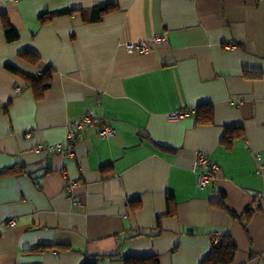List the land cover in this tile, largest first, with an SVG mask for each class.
<instances>
[{
	"label": "crops",
	"instance_id": "1",
	"mask_svg": "<svg viewBox=\"0 0 264 264\" xmlns=\"http://www.w3.org/2000/svg\"><path fill=\"white\" fill-rule=\"evenodd\" d=\"M103 5L116 11L83 21ZM157 35L145 54L125 48ZM47 69L37 97L29 80ZM202 104L212 125H195ZM84 115L92 121L76 133ZM225 127L242 131L229 151ZM71 132L63 153L37 151ZM199 153L217 166L205 188ZM9 169L19 173L0 176V264H201L226 235L233 264H264V0H0Z\"/></svg>",
	"mask_w": 264,
	"mask_h": 264
},
{
	"label": "trees",
	"instance_id": "2",
	"mask_svg": "<svg viewBox=\"0 0 264 264\" xmlns=\"http://www.w3.org/2000/svg\"><path fill=\"white\" fill-rule=\"evenodd\" d=\"M116 11V7L112 5H103L86 10L80 11L83 21L85 23H98L103 17L107 14ZM70 13L69 10L61 11L58 14ZM49 18V17H48ZM3 33L5 40L10 43L18 39L17 33L12 29V27L3 20ZM8 69L14 74L18 75V72L11 67ZM50 72L48 69L38 78H32L29 81L31 86L35 87L38 91L37 97H40L41 94L51 86L50 81ZM194 122L196 126L200 125H212L214 122L213 107L210 104L199 105L194 113ZM242 136L241 128L237 127H225L223 138L220 145L225 148L226 151L231 150L232 143L236 139ZM159 149H163L158 147ZM164 150V149H163ZM19 173L18 169H9L3 172H0V176L14 175ZM169 205L172 204V197L168 198ZM137 202V201H135ZM48 245H37L31 250L35 252H43L47 250ZM235 253V245L229 236H222L218 238V243L213 245L209 256L204 259L201 264H233V256ZM123 264H159L157 256L145 257V258H127L122 260Z\"/></svg>",
	"mask_w": 264,
	"mask_h": 264
},
{
	"label": "built area",
	"instance_id": "3",
	"mask_svg": "<svg viewBox=\"0 0 264 264\" xmlns=\"http://www.w3.org/2000/svg\"><path fill=\"white\" fill-rule=\"evenodd\" d=\"M159 35L155 36L150 42L142 41L138 43H129L125 46L126 50L129 53H138V54H145L147 53L151 48L153 44H159L163 40L161 39ZM184 114L179 113L178 115L171 116L172 119L177 118L178 116H183ZM92 121L91 116L84 115L80 119H77L71 123L72 127L74 128L75 132H81L83 131L87 125H89ZM114 133L113 129L109 126H105L101 129L100 135L102 137H109ZM73 141V134L69 133V135L66 137V140L63 144H58L54 146H49L47 148L39 147L37 151L39 152H47V153H55L60 152L63 153L66 151V146H69ZM195 168L197 170V177H198V186L199 188H205L211 183V177L212 175L217 171V166L210 163L207 156L204 154H197L196 162H195ZM198 169H200L198 171ZM257 198H261L260 195H257ZM10 227H13L15 225V222L13 220L8 221L7 223ZM219 237H212V243L213 245H216L218 243Z\"/></svg>",
	"mask_w": 264,
	"mask_h": 264
}]
</instances>
